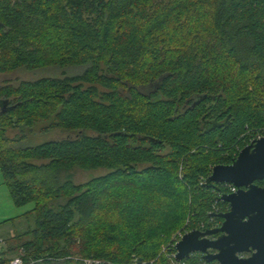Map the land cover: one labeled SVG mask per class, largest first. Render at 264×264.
Wrapping results in <instances>:
<instances>
[{
  "label": "trees",
  "instance_id": "16d2710c",
  "mask_svg": "<svg viewBox=\"0 0 264 264\" xmlns=\"http://www.w3.org/2000/svg\"><path fill=\"white\" fill-rule=\"evenodd\" d=\"M50 66L82 72L0 87V173L34 222L0 264H176L171 235L229 209L211 169L264 127V0H0V74ZM26 131L73 136L20 146ZM73 168L107 173L60 179Z\"/></svg>",
  "mask_w": 264,
  "mask_h": 264
},
{
  "label": "water",
  "instance_id": "95a60500",
  "mask_svg": "<svg viewBox=\"0 0 264 264\" xmlns=\"http://www.w3.org/2000/svg\"><path fill=\"white\" fill-rule=\"evenodd\" d=\"M203 100L204 96L195 99L191 107ZM0 105L4 110L5 103ZM224 125L216 124L215 128ZM262 180L264 137L243 147L230 165H215L211 169L208 183L213 186L229 184L236 188L235 192L219 197L229 209L212 215L222 219L219 227L185 233L175 245V261L200 254L206 263L264 264V188L255 184Z\"/></svg>",
  "mask_w": 264,
  "mask_h": 264
},
{
  "label": "rangeland",
  "instance_id": "374dc122",
  "mask_svg": "<svg viewBox=\"0 0 264 264\" xmlns=\"http://www.w3.org/2000/svg\"><path fill=\"white\" fill-rule=\"evenodd\" d=\"M81 72H82V68L60 67V66H50V67L38 68L34 70L20 68L8 74H3V75L0 74V87L5 83L16 85L21 81H34L40 78H61L65 75H71L76 73L79 74ZM14 134L19 135V133L17 132H10L9 136L13 137ZM21 135L23 136L24 140L21 142L20 146H32L48 140H53V139L59 140L68 136L71 137L73 136L59 131L53 132L50 136H48L46 132H41L40 134L36 133V135L33 136L32 132H27V131ZM165 151L163 152L164 154L167 153V151L166 152ZM34 163L40 164L39 162L36 161ZM106 173L107 171L103 169L84 171L79 168H73L69 171L61 172L60 179L64 180L65 177H69L74 184L78 185L85 183L94 177L105 175ZM32 207H33L32 204H27L22 207H16L13 204V202L9 197L8 187L5 184H3L2 175L0 173V223H2L0 225V235L3 237H12V236L14 237L16 235L26 232L30 228H33L34 226L33 218L29 215H25V213L28 212ZM180 230H186V229L182 228ZM175 233L171 235L170 242L173 235H175ZM165 246L166 244L163 245L162 248ZM170 255H172V253ZM247 256L248 255H244V257Z\"/></svg>",
  "mask_w": 264,
  "mask_h": 264
},
{
  "label": "built area",
  "instance_id": "2783aa9c",
  "mask_svg": "<svg viewBox=\"0 0 264 264\" xmlns=\"http://www.w3.org/2000/svg\"><path fill=\"white\" fill-rule=\"evenodd\" d=\"M264 137V127L260 128L259 130L255 131V132H251L250 136H249V144L253 143L256 140H259L261 138ZM240 152V150H238V153ZM238 153L236 155H234V157L236 158ZM223 186H225L226 188L229 189V193L235 192L236 188L233 187L232 185L229 184H221ZM200 231V230H199ZM187 233L186 230H180L177 231L175 233V235H173L170 244L168 245V247L170 249H173L174 252L172 253L171 257L174 259V255H175V245L178 243V241L182 238V236ZM3 246V241L2 239H0V247ZM75 260V264H112L110 262H106L103 260H96V259H92V258H85V259H74ZM176 264H179L180 262H176ZM7 264H32V262L29 263H24L23 260L20 257H14L12 258ZM127 264H138L136 259H133L131 262L127 263Z\"/></svg>",
  "mask_w": 264,
  "mask_h": 264
},
{
  "label": "flooded vegetation",
  "instance_id": "af4514ba",
  "mask_svg": "<svg viewBox=\"0 0 264 264\" xmlns=\"http://www.w3.org/2000/svg\"><path fill=\"white\" fill-rule=\"evenodd\" d=\"M152 86H153V85H152ZM193 102H194V101H192V102L189 104L188 101H186L184 107H185V108H186V107H191ZM0 110H2V106H0ZM202 120H203V126H204L206 129H214L215 126H216V124H223V123H225V125L222 126V127L227 126V124H228V120H229V116L225 117L224 119H222V120H220V121H218L216 118H215V119H206V120H205V119H202ZM222 127H221V128H222ZM205 263H206V262H205ZM212 263L217 264L216 262H212Z\"/></svg>",
  "mask_w": 264,
  "mask_h": 264
},
{
  "label": "crops",
  "instance_id": "0c3cea01",
  "mask_svg": "<svg viewBox=\"0 0 264 264\" xmlns=\"http://www.w3.org/2000/svg\"><path fill=\"white\" fill-rule=\"evenodd\" d=\"M2 179H3V178H2ZM3 184H4V181H3ZM1 238H3V239H4V238H6V237H3V236H1V235H0V239H1Z\"/></svg>",
  "mask_w": 264,
  "mask_h": 264
}]
</instances>
